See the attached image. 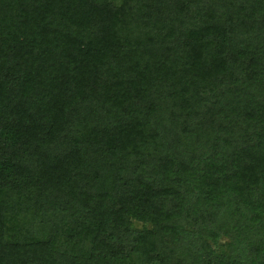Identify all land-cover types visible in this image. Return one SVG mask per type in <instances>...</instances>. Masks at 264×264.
I'll list each match as a JSON object with an SVG mask.
<instances>
[{
	"label": "trees",
	"instance_id": "trees-1",
	"mask_svg": "<svg viewBox=\"0 0 264 264\" xmlns=\"http://www.w3.org/2000/svg\"><path fill=\"white\" fill-rule=\"evenodd\" d=\"M0 264H264V0H0Z\"/></svg>",
	"mask_w": 264,
	"mask_h": 264
},
{
	"label": "rangeland",
	"instance_id": "rangeland-1",
	"mask_svg": "<svg viewBox=\"0 0 264 264\" xmlns=\"http://www.w3.org/2000/svg\"><path fill=\"white\" fill-rule=\"evenodd\" d=\"M134 226L137 227V228L140 227V225L138 223H135Z\"/></svg>",
	"mask_w": 264,
	"mask_h": 264
}]
</instances>
